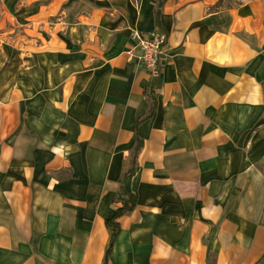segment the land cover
<instances>
[{"label":"crops","instance_id":"1","mask_svg":"<svg viewBox=\"0 0 264 264\" xmlns=\"http://www.w3.org/2000/svg\"><path fill=\"white\" fill-rule=\"evenodd\" d=\"M157 2L52 7L23 77L0 70V264H264V0ZM155 29L152 80L128 51Z\"/></svg>","mask_w":264,"mask_h":264},{"label":"rangeland","instance_id":"2","mask_svg":"<svg viewBox=\"0 0 264 264\" xmlns=\"http://www.w3.org/2000/svg\"><path fill=\"white\" fill-rule=\"evenodd\" d=\"M99 5V0H0V70L17 72V77H23L27 58H31L33 51H42V40L48 35L47 12L52 7L65 9L55 11L51 16L54 21L60 13L71 23L80 13Z\"/></svg>","mask_w":264,"mask_h":264},{"label":"built area","instance_id":"3","mask_svg":"<svg viewBox=\"0 0 264 264\" xmlns=\"http://www.w3.org/2000/svg\"><path fill=\"white\" fill-rule=\"evenodd\" d=\"M133 46L128 51L130 59H135L152 80L161 75L162 56L167 47V35L159 29L148 32L133 31L131 34Z\"/></svg>","mask_w":264,"mask_h":264},{"label":"trees","instance_id":"4","mask_svg":"<svg viewBox=\"0 0 264 264\" xmlns=\"http://www.w3.org/2000/svg\"><path fill=\"white\" fill-rule=\"evenodd\" d=\"M165 1L166 0H158L157 6L154 10V17H155L157 24L160 23V16H161ZM147 97L150 99V103H149L148 114H147L145 119L151 118L152 113H153V109L155 106V100H154V96H153V93L151 92V90H149ZM141 147H142V142L139 139H137L134 151L131 154L130 168L124 173V177L132 174L135 171L136 164H137L136 158H137V154L139 153ZM121 194H122V196L127 198V203L122 207L116 208V210L113 214V217L111 219L105 220V224L107 225V227L115 229L116 232L120 231V225L118 222L119 219L121 217H123L124 215L131 213L134 210L136 202H137L136 197L134 195L126 192L123 187H121ZM112 244H113V240H111V245ZM110 253L111 252H109V254Z\"/></svg>","mask_w":264,"mask_h":264}]
</instances>
